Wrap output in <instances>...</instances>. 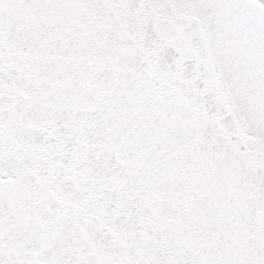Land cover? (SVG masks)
I'll return each instance as SVG.
<instances>
[{"label":"snow or ice","instance_id":"snow-or-ice-1","mask_svg":"<svg viewBox=\"0 0 264 264\" xmlns=\"http://www.w3.org/2000/svg\"><path fill=\"white\" fill-rule=\"evenodd\" d=\"M0 264H264V0H0Z\"/></svg>","mask_w":264,"mask_h":264}]
</instances>
